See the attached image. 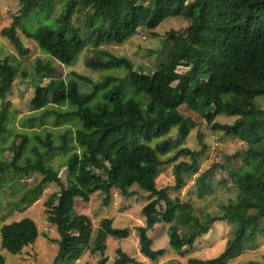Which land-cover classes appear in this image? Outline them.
<instances>
[{"label":"trees","instance_id":"1","mask_svg":"<svg viewBox=\"0 0 264 264\" xmlns=\"http://www.w3.org/2000/svg\"><path fill=\"white\" fill-rule=\"evenodd\" d=\"M16 1L19 11L0 37L21 57L30 54L23 42L30 39L39 56L30 75L11 63L9 56L0 59V204L10 184L30 173H40L41 179L21 195L14 204L17 208L22 204L30 208L50 184L59 186V192L45 203L46 221L58 235L54 264H71L85 249L103 254L106 249L101 242L108 237L128 238V231L115 229L111 220L101 221L94 236L90 220L74 211L76 199L88 202L97 191L108 204L114 187L128 198L133 195L129 189L136 185L152 198L142 211L145 226L137 228L139 252L152 262L164 256V250L152 249L147 237L158 224L168 225V245L179 252L192 248L213 224L223 219L234 222L235 237L217 257L190 259L186 264H229L264 237V109L259 104L264 101V0ZM167 19H181L188 26L176 39L166 41L160 51L164 60L155 70H135L130 60L102 49L122 45L138 31L155 30ZM33 22L38 25L32 27ZM85 50L92 53L87 67L103 74L95 83L80 77L91 86L89 91L84 92L72 78L52 79L56 65L72 66ZM179 68L187 71L178 76ZM121 72L123 77L116 75ZM17 78L38 79L30 101L34 114L18 120L19 130L11 125L7 99ZM173 78L179 80L181 99L191 104L212 132L244 143L233 158L240 159L241 166L235 168L230 162L213 165L195 180L196 195L202 198L213 190V170L224 169L236 191L233 202L220 207L224 217L198 212L191 202L171 198L168 189H157L156 178L165 164L161 157L173 148L165 137L173 129L183 135L177 113L169 104ZM48 116L52 121L46 126ZM218 117L234 121L220 124ZM64 123L70 128L60 133L51 130ZM158 139L162 140L154 148L149 146ZM7 151L9 158H4ZM205 152V147L179 151L190 162L172 165L174 191L185 187L184 176L198 173ZM59 153L65 158V184L49 162ZM99 161L108 166L109 184H101L95 168ZM38 237L37 226L30 219L0 229L1 247L14 257ZM116 254L113 264L136 263L120 249ZM0 264H4L1 255Z\"/></svg>","mask_w":264,"mask_h":264},{"label":"rangeland","instance_id":"2","mask_svg":"<svg viewBox=\"0 0 264 264\" xmlns=\"http://www.w3.org/2000/svg\"><path fill=\"white\" fill-rule=\"evenodd\" d=\"M143 5H146V3ZM19 8L16 0H0V31L10 26L12 18L18 13ZM34 25H38V23L33 22L32 27ZM187 26V22L181 19H167L155 30L138 31L135 36L128 39L124 44L119 46L108 45L102 49L111 56L130 60L135 70L141 68L155 70V67L159 64L158 62L164 60V56L160 53L163 45L167 40L173 41L177 35L183 34ZM23 42L24 46L30 51V54L21 57L7 40L0 37V59L9 56L11 63L17 65L20 70L24 69L27 72L26 74L30 75L33 71V62L38 58L39 51L35 43L30 41V39L25 38ZM91 56L92 53L85 50L72 66L56 65L52 79L67 80L72 78L77 81L79 86L84 88V92L89 91L91 86L80 79V77L95 83L103 75L93 72L87 67V62L91 60ZM186 71L187 69L185 68H179L176 75L181 76ZM73 75L79 77H74ZM116 75L124 76L122 72ZM37 83L38 79L34 82H31L30 78L23 80L17 78L15 80L11 93L7 98L11 103V107L9 108L10 122L15 130H19V119L21 120L34 114L30 107V101ZM178 83L179 80L176 78H173L169 83V104L177 113L181 122L179 130L183 131V135H179L178 129H173L165 137L171 141L173 148L168 154L161 157V160L165 164L159 169L156 178L157 189H168V194L171 198H177L182 202H191L198 212L205 210L206 213H210L211 215L224 217V214L220 211V207L221 205L227 207L230 202H233L236 193L234 187L229 184V177H226L224 169L216 167L213 170L212 178L215 182L213 190L202 198H198L196 195L195 180L199 173L208 170L213 165H224L230 162L235 168L241 166V160L233 158L244 146V143L236 137H228L221 132H212L206 126L205 120L191 104L181 99L177 88ZM259 104L264 109V101H259ZM218 118L216 122L220 124H232L234 121L230 118ZM51 121L52 118L48 116L44 124L49 126L51 125ZM186 123L189 124L188 128H186ZM67 127L70 128L69 123H64L60 127H52L51 130L54 133H60ZM161 140H154L149 143V146L154 148ZM17 145V141L13 142L11 148L15 150ZM202 147H205L206 152L199 159L198 173L184 176L185 187L179 192L174 191L173 186L175 185V181L172 174V165L178 164L181 161L190 162L189 157L179 156V151L184 149L198 151ZM9 151L4 153V158H9ZM64 160V155L59 153L51 157L49 162L55 170H58L59 177L65 184L68 174L63 163ZM95 168L101 174V184H109L111 179L108 175L107 164L99 161L96 162ZM40 179V173H30L19 183H11V188L8 187L10 191L1 197L0 219L3 222H0V229L12 222L30 219L36 224L39 234L35 243L25 248L16 257L2 249L0 238V255L4 258V264H54L57 257L58 245L56 244V240L58 239V235L56 229L48 225L49 223L46 221L48 209L45 207V203L52 195L59 192V186L50 184L40 199L28 209L23 204L18 208L14 205L21 195L31 191ZM129 192L133 193V195L125 198L120 194L118 188H111V198L108 204L104 203L105 195L99 191L95 192L88 202L76 199L74 211L77 215H84L90 220L94 236L96 229L103 220H111L115 229H126L129 236L124 240L108 237L101 242L106 249L103 254L98 252L92 254L91 250L85 249L77 258L73 259L71 264H101L103 261V264H113L117 258L116 251L118 249L134 259L136 261L135 264H166L169 261L186 264L190 259L208 260L217 257L235 237L234 222L223 219V221L213 224L210 231L198 239L192 248L185 247L183 250L176 252L168 245V225L158 224L147 232V237L152 241V249L164 250V256L152 262L144 258L139 252L137 231V228L145 226V218L142 215V211L152 198L147 193L141 191L136 185L132 186ZM229 264H264V237L259 238L255 246L243 251L241 256L232 260Z\"/></svg>","mask_w":264,"mask_h":264}]
</instances>
